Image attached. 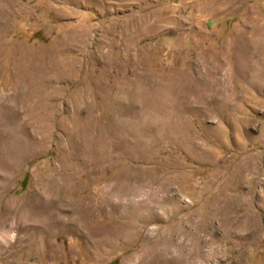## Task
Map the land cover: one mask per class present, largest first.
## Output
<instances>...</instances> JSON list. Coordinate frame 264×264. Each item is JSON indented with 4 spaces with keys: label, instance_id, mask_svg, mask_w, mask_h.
<instances>
[{
    "label": "rangeland",
    "instance_id": "1",
    "mask_svg": "<svg viewBox=\"0 0 264 264\" xmlns=\"http://www.w3.org/2000/svg\"><path fill=\"white\" fill-rule=\"evenodd\" d=\"M0 264H264V0H0Z\"/></svg>",
    "mask_w": 264,
    "mask_h": 264
},
{
    "label": "bare ground",
    "instance_id": "2",
    "mask_svg": "<svg viewBox=\"0 0 264 264\" xmlns=\"http://www.w3.org/2000/svg\"><path fill=\"white\" fill-rule=\"evenodd\" d=\"M6 222H7V221H6ZM6 222H5V223H6ZM6 225H7V223H6ZM7 227H8V226H7ZM7 227H2V228H7Z\"/></svg>",
    "mask_w": 264,
    "mask_h": 264
}]
</instances>
